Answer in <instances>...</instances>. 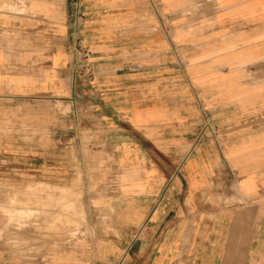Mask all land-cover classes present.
<instances>
[{
    "label": "crops",
    "instance_id": "crops-1",
    "mask_svg": "<svg viewBox=\"0 0 264 264\" xmlns=\"http://www.w3.org/2000/svg\"><path fill=\"white\" fill-rule=\"evenodd\" d=\"M36 182L91 233L0 264H264V0H0V184Z\"/></svg>",
    "mask_w": 264,
    "mask_h": 264
},
{
    "label": "rangeland",
    "instance_id": "rangeland-1",
    "mask_svg": "<svg viewBox=\"0 0 264 264\" xmlns=\"http://www.w3.org/2000/svg\"><path fill=\"white\" fill-rule=\"evenodd\" d=\"M87 206L89 200L76 182L64 187L45 182L0 184V223L5 224L0 242L5 240L6 250L23 256H45L66 242L76 245L91 233Z\"/></svg>",
    "mask_w": 264,
    "mask_h": 264
},
{
    "label": "built area",
    "instance_id": "built-area-1",
    "mask_svg": "<svg viewBox=\"0 0 264 264\" xmlns=\"http://www.w3.org/2000/svg\"><path fill=\"white\" fill-rule=\"evenodd\" d=\"M74 19L76 22H81L82 13L78 9H76L74 12ZM81 50L83 51V61L81 63L80 71H77V73H79L80 76H83L84 80H87L92 73L91 61L89 59V50L84 48Z\"/></svg>",
    "mask_w": 264,
    "mask_h": 264
}]
</instances>
